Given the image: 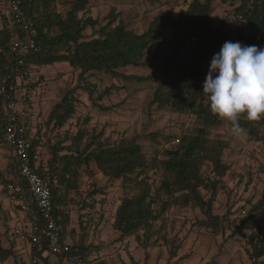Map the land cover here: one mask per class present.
<instances>
[{"label": "trees", "instance_id": "trees-1", "mask_svg": "<svg viewBox=\"0 0 264 264\" xmlns=\"http://www.w3.org/2000/svg\"><path fill=\"white\" fill-rule=\"evenodd\" d=\"M14 1L19 2L34 21V38L38 50L30 52L25 63L17 66L10 45L14 38L21 35V31L13 18L4 12L0 26V47L4 48L0 52V84L7 77L8 83L17 89L29 79L33 71L56 63H67L79 71L77 85L67 89L53 105L47 116V127L61 130L74 117L80 89L87 93L89 100L99 110L110 109L101 104L102 100L113 89L120 90L123 86L112 84L99 90L97 83L91 80L98 73L139 83L150 81L157 74L168 75L157 85L149 106L179 115H192L198 123L193 131L179 135L162 131L148 133L147 136L154 143L162 146L159 152L149 155L136 138L113 140L103 130L80 127L75 133L66 131L54 141L40 131L30 135L29 124L26 117L23 118L27 123L31 151H38L42 157L46 149L49 155L38 171H45L50 176L54 212L57 221L64 227L65 239L67 233L75 232L73 227L69 228L72 224L70 205L78 201L83 211L77 221L79 238L72 242L74 252L88 263L94 260L89 259L93 247L85 244V235L93 226V214L90 213H96L97 203L103 201L97 196L105 198L107 189L95 185L85 194L81 192L83 176L91 178L93 166L111 182L121 181L123 185L125 194L120 199L112 221V228L119 233L117 241L133 237L139 246L146 249L160 244L161 240L169 250L167 264H178V261L172 260L181 245L176 236L168 237L166 225V214L175 206L199 209L202 217L195 224L213 234H225L231 209L222 215L217 214L214 203L220 190L225 188L224 178L230 170V165L224 159L230 144L224 138L214 137L213 131L227 121L209 111L207 97L202 92L204 82L200 80L202 71L199 63L192 61L185 65L179 45L174 46L170 40L162 56V70L143 76L127 74L122 69L147 66L149 60L145 58L146 52L153 43H158V49L167 44L164 36L168 29L173 34L190 30L193 32L192 37H197L204 47L221 49L225 42L230 41L264 48V0H254L252 5L249 4L250 0H237L239 3L232 11L235 28L231 36L209 19L216 0H181L182 4H178L172 13L157 14L141 33L129 28L115 7L102 19L84 14L88 11L90 0ZM149 1L155 3L158 0ZM58 2L66 6L64 14L58 11ZM238 15L243 16L241 21ZM88 29L91 30L90 34H87ZM202 58L209 70L212 58ZM21 75L24 77L19 81ZM37 83L28 81L26 90L33 89ZM239 123L251 138L264 146V118L249 122L241 117ZM0 138L6 142L3 127ZM169 143L174 145L165 146ZM206 166L209 167L208 172ZM83 194L88 199L84 197L85 200H82ZM263 205L264 197L241 220L242 224L234 227L232 236L242 232L246 221L253 220L255 216L262 218ZM32 209L38 213L35 204H32ZM259 249L261 253L264 251L261 247ZM45 252H49L47 240L41 237L31 247L29 264L34 255L40 257L39 264H46L48 257L44 255ZM10 257L14 258V264H22L13 246L5 248L0 245V260L6 261ZM214 263L212 261L210 264Z\"/></svg>", "mask_w": 264, "mask_h": 264}, {"label": "rangeland", "instance_id": "rangeland-1", "mask_svg": "<svg viewBox=\"0 0 264 264\" xmlns=\"http://www.w3.org/2000/svg\"><path fill=\"white\" fill-rule=\"evenodd\" d=\"M7 1L0 0V26L3 22L4 12H6ZM238 3L237 0H216L213 2V12L209 19L228 36L232 35L235 28L232 11ZM178 4H182L181 0H158L155 3H151L149 0H90L88 11L84 14H90L93 17L102 19L112 7H115L120 11L122 20L129 28L141 33L148 28L151 20L157 14H170ZM57 7L58 11L62 14L65 13V5L58 2ZM82 14L80 13V15ZM90 33L91 30L88 29L87 34ZM192 36L193 32L190 30L181 34H173L168 29L164 36L167 44L158 49V43H153L146 52L145 58L149 60L147 66L129 67L122 70L127 74L143 76L162 70V56L166 53L170 44L168 41L171 40L174 46L179 45L181 58L185 65L190 64L192 61L199 63L202 71L200 80L204 82L208 69L206 64L202 62V57L209 56L213 58L215 54L219 53L220 49L211 46L204 47L200 44L197 37L192 40ZM78 73L79 71L67 63L44 66L33 71L29 79L16 89L15 96L18 108L22 112V117H26L33 134L40 131V133H45L47 138L54 141L59 136L64 135L66 131L75 133L80 127L98 131L103 130L105 135H111L113 140H121L122 137L136 138V141L142 145L144 151L152 155L159 152L162 146L154 143L147 136L148 133L162 131L179 135L193 131L198 124L192 115H179L168 110H159L149 106L157 85L167 78L168 75L157 74L152 80L139 83L113 79L108 74L98 73L91 80L97 83L99 90H103L112 84L123 86L120 90L113 89L111 94L102 100L101 104L110 109L106 111L99 110L89 100L87 93L80 89L77 92L80 100L74 117L61 130H57L52 126L47 127V116L53 105L62 98L67 89L77 85ZM28 81L38 82L37 86L27 91L26 83ZM213 134L214 137L224 138L230 144L224 155L225 161L230 165V170L224 178L225 190L221 189L218 193L214 207L216 212H225L227 207L232 208L239 204L242 194L255 192L259 197L264 191V146H262L261 142L251 138L245 131L240 135H234L231 131V124L228 122L214 129ZM173 145V143L165 144L167 147ZM93 169L91 178L87 175L83 176L81 192L85 194L96 185L98 187L104 186L107 189V194L105 198L101 195L97 196V199H103V201L97 203L96 213H90V215L93 214L94 221L85 238L91 241L90 245H92L94 250H96V247H100L99 251L104 250L109 252L107 255H111L120 250V242L116 240L119 233L112 228V221L120 199L125 192L121 181L113 183L102 173L98 172L95 166H93ZM205 170L208 172L209 167L206 166ZM84 194L81 199L85 200L84 197L88 199ZM79 199L77 198V200ZM241 209L242 207H239L237 211ZM70 210L74 224L78 225L79 215L83 213L78 201L70 205ZM190 210L194 209L175 206L170 208L166 214L168 237L176 236L181 246L186 240L187 243L193 241V235L189 236L190 231L193 229L198 234L204 231V229L195 224L199 217H188ZM226 227H229L227 222ZM233 228L231 227L230 229ZM77 233L79 234L80 232L77 231ZM161 244L164 243L160 240L158 245ZM216 253H218V250H216ZM226 254L216 257L220 258L221 264H227L225 260L230 256L228 251ZM239 258L235 257L231 264H238ZM200 260L201 257L197 256L196 261ZM203 260L207 262L209 257Z\"/></svg>", "mask_w": 264, "mask_h": 264}, {"label": "crops", "instance_id": "crops-1", "mask_svg": "<svg viewBox=\"0 0 264 264\" xmlns=\"http://www.w3.org/2000/svg\"><path fill=\"white\" fill-rule=\"evenodd\" d=\"M23 122H25V120H23ZM25 124L27 125L26 122ZM1 127L0 124V131ZM30 135H34L31 130ZM48 157L49 155L45 149L41 157V163L47 161ZM11 167L12 151L7 146L6 142L2 141L0 138V245L5 248L13 246L22 264H29L31 258L30 242L21 240L16 233L17 229L27 230L29 224L26 216L20 210L18 196L7 192V183L13 179ZM263 197L264 191L259 197L255 192L242 194L239 204L235 205L236 207H227L225 210L226 212L228 209H231V214L227 218L229 227H227L225 234L216 235L207 230L198 234L197 231L193 229L189 233V236L193 235V241L187 243L186 240L178 250L177 256L172 261H178V264H210L212 261L215 262L214 264H221L222 261L220 258L218 259L216 257L226 254L228 251L230 257L225 260L227 264H231L235 257H240L238 264H264V251L261 253V249H259V247H261L264 250V214L262 218L255 216L253 220L246 221L242 228V232L236 233L234 236H232L234 228H230L240 226L242 221L239 220L234 224H229V220L240 213L242 209H247V214L254 210ZM239 207H242V209L237 211ZM225 212L215 211V213L220 215ZM256 212L257 210L254 211L255 214ZM193 216L201 218L202 213L199 209L190 210L188 217L192 218ZM72 227L75 232L70 234L67 233L66 237L67 240L74 242L79 238L77 231L80 232V230L77 228V225L74 224L73 219L69 228ZM252 237L254 238L253 240ZM90 242V240H86L85 244L90 245ZM119 248L120 250L117 253L111 255H107L109 252L104 250L99 251L100 247H96V250L91 248L89 259H94L92 262L94 264H167L169 261L168 247L163 244L149 246L145 249L139 246L134 238H128L120 242ZM216 250H218V253H216ZM44 255L48 257L46 264H60V259L58 257L49 252H45ZM197 256L201 257L200 261H196ZM206 257H209V260L204 262L205 260L203 259ZM118 259L119 261H117ZM0 264H14V258L10 257L6 261L0 260Z\"/></svg>", "mask_w": 264, "mask_h": 264}, {"label": "built area", "instance_id": "built-area-1", "mask_svg": "<svg viewBox=\"0 0 264 264\" xmlns=\"http://www.w3.org/2000/svg\"><path fill=\"white\" fill-rule=\"evenodd\" d=\"M254 0H250L252 5ZM8 13L21 31V35L14 38L10 50L14 62L23 65L28 54L37 51L38 46L34 38V21L22 9L19 2L11 0L7 4ZM243 19L242 15L237 16ZM195 38L192 37V40ZM4 48L0 47V52ZM23 75L18 80L23 79ZM13 85L8 83V78L2 79L0 84V124L5 130L7 146L12 151L13 179L7 183V192L18 196L20 210L27 218V230L17 229L16 233L23 241H29L31 247L39 242L41 237L47 240L50 254L60 259V264H94L88 263L85 258L74 252L72 242L63 237L64 227L57 221L54 212L50 176L45 171L40 173L41 155L38 151H31V142L27 137V126L22 119V112L18 108ZM35 204L38 213L32 209ZM247 215V209L229 220L234 224ZM40 257L32 256L31 264H39Z\"/></svg>", "mask_w": 264, "mask_h": 264}, {"label": "clouds", "instance_id": "clouds-1", "mask_svg": "<svg viewBox=\"0 0 264 264\" xmlns=\"http://www.w3.org/2000/svg\"><path fill=\"white\" fill-rule=\"evenodd\" d=\"M202 92L212 115L229 122L234 135L240 119L264 118V48L225 42L211 60Z\"/></svg>", "mask_w": 264, "mask_h": 264}]
</instances>
